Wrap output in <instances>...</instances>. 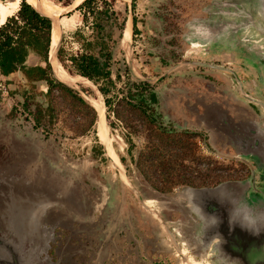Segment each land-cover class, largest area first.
I'll use <instances>...</instances> for the list:
<instances>
[{
  "label": "flooded vegetation",
  "instance_id": "obj_1",
  "mask_svg": "<svg viewBox=\"0 0 264 264\" xmlns=\"http://www.w3.org/2000/svg\"><path fill=\"white\" fill-rule=\"evenodd\" d=\"M128 1L125 18L108 0H94L82 12L85 31L79 52L107 64L108 77L95 83L71 69L90 90L94 87L107 111L119 93L123 105L137 110L160 131L200 130L211 137L209 147L219 151L225 146L223 152L228 149L226 138L197 123L196 114L203 111L200 100L216 103L236 122L256 121L264 128L261 110L242 99L238 90L240 81L247 93L255 95L251 70L243 67L245 54L209 52L186 41L193 42L190 27L209 17L206 9L213 0H160L147 15L136 12L138 0ZM128 39L130 57L122 49ZM137 42L147 55L143 67L162 71L159 76L148 77L144 71L143 79L135 75ZM118 48L124 53L119 60ZM16 76L0 77L4 85L17 86L7 95L18 94L23 109L34 106L37 119L49 112L45 94L55 85L28 84L20 74ZM260 94L264 98L263 90ZM36 130L23 125L14 108L7 110L0 103V173L27 182L59 180L66 195L65 202L48 207L43 221L39 213L34 221L37 229L23 236L30 242L26 249L39 242L36 264H204L202 253L189 249L193 230L179 223L181 214L166 205L177 192L159 188L141 174L130 146L111 157L99 140L98 148H78ZM229 153L233 155L231 149ZM239 163L247 167L249 176L251 164Z\"/></svg>",
  "mask_w": 264,
  "mask_h": 264
},
{
  "label": "water",
  "instance_id": "obj_2",
  "mask_svg": "<svg viewBox=\"0 0 264 264\" xmlns=\"http://www.w3.org/2000/svg\"><path fill=\"white\" fill-rule=\"evenodd\" d=\"M34 8L52 26L57 24L58 40L48 59L53 78L92 106L106 141L109 135L104 108L102 120L99 105H92L94 98L81 87L59 78L54 70L63 40L62 16L43 13L40 4ZM206 12L207 19L190 27L194 43L189 38L186 41L209 52L224 49L245 54L243 67L252 72L250 81L255 95L247 93L240 81L238 90L242 99L261 110L260 120H264V98L260 97L264 91V0H213ZM200 102L203 111L196 114L197 123L223 135L228 146L226 155L231 149L237 160L251 164L252 169L249 177L242 180H227L210 187L184 186L166 205L181 214L179 223L193 230L189 233V249L202 253L204 264H264V128L256 121L236 122L216 103ZM63 188L59 180L27 182L0 173V264L37 263L39 242L33 243L36 248L26 249L30 242L23 236L37 229L34 221L39 213L43 221L50 205L65 202Z\"/></svg>",
  "mask_w": 264,
  "mask_h": 264
},
{
  "label": "rangeland",
  "instance_id": "obj_3",
  "mask_svg": "<svg viewBox=\"0 0 264 264\" xmlns=\"http://www.w3.org/2000/svg\"><path fill=\"white\" fill-rule=\"evenodd\" d=\"M43 1L49 2L54 7L56 17L62 16L60 24L63 29L62 48L64 59H68L72 54L79 53L80 45L78 41L82 40L85 28L82 22V12L76 9L83 0H72L64 3ZM108 1L114 5V8L121 15L120 17L125 18L129 1ZM159 1L138 0L136 12L139 15H147ZM19 2L21 0H0V25L4 22L6 16L16 9ZM76 32H79L78 35L80 36L77 37ZM130 43L131 41L128 39L122 46L129 57L131 47L129 48L127 45H130ZM122 52L119 48L117 49L116 59L119 60L121 54L124 55ZM133 57L136 59L135 75H138L140 79L144 78V72L149 73L148 77H157L161 74L162 71L151 70V73L143 67L147 55H145V49L139 42L135 44ZM28 62L35 64L37 60L31 55ZM66 63L69 65V62ZM54 70L58 76L60 73L67 79L76 78L71 69H64L58 60L54 63ZM233 79L237 81V77L234 75ZM73 84L90 93L91 97L96 98V95H98H94L96 92L94 87H91L90 90L83 80H80V83ZM3 86L5 87L3 88ZM15 90H17L15 84L4 85L3 80L0 78V103L7 110L14 108L19 121L28 128L33 126L37 129L35 131L37 134H47L51 138L58 137L60 141L70 143L78 148L87 146L90 149L95 145L98 148V140L104 145L98 138L96 131L97 121L94 109L79 94L73 91V93H70L67 91L68 89L61 85L53 86L50 92L45 94V103H47L50 110L37 119L35 118L36 110L34 106L23 109L21 106L22 99L18 94L7 95V91L15 93ZM43 90H45L44 86ZM97 99L102 103L101 98L97 97ZM112 105L108 111L103 105L105 114L112 117L107 119V125H110V128L108 126V141L111 142V149L106 150L107 154L112 157L119 153V148L126 149L127 145L130 146V149L136 155L138 171L153 185L178 192L184 186L210 187L223 181L242 180L249 177L247 167L239 163L241 161L237 160L234 155H230V153L226 155V151L223 152L225 147L222 146L219 151L209 147L207 140H211V137L204 136L206 135L204 132L184 127L172 132L160 131L156 126L150 125L137 110L123 105V102L119 101V93L114 95Z\"/></svg>",
  "mask_w": 264,
  "mask_h": 264
},
{
  "label": "trees",
  "instance_id": "obj_4",
  "mask_svg": "<svg viewBox=\"0 0 264 264\" xmlns=\"http://www.w3.org/2000/svg\"><path fill=\"white\" fill-rule=\"evenodd\" d=\"M49 1L64 3L72 0ZM92 1L94 0H84L76 10L83 12L84 8H88ZM82 14L84 15V13ZM5 20V23L3 22L4 24L0 25V77L16 79V75L20 74L28 84L45 81L49 86H60L52 76L48 60L51 47L52 22L27 3L26 0H21L16 9L6 16ZM78 34L75 33L77 37L80 36ZM78 42L81 49L82 41ZM31 55L36 58L37 62L29 65L27 62ZM57 60L64 69H72L75 74L95 83L98 79L106 78L109 75L107 64L100 63L93 56L79 52L70 55L68 59H64L62 43ZM66 62H69V65ZM67 91L73 93L71 90ZM101 92L105 94L106 90L101 89ZM25 100H28L27 96Z\"/></svg>",
  "mask_w": 264,
  "mask_h": 264
},
{
  "label": "bare ground",
  "instance_id": "obj_5",
  "mask_svg": "<svg viewBox=\"0 0 264 264\" xmlns=\"http://www.w3.org/2000/svg\"><path fill=\"white\" fill-rule=\"evenodd\" d=\"M30 5L34 6V7H37L38 4H40L41 6V11H43V13L49 15V16H52V17H55V10H54V7L47 1H39L37 2L36 0H26ZM55 6V5H54ZM60 10V9H59ZM57 24L55 23L53 26H52V39H51V48H50V53L52 54L53 53V49L56 45V42H57V38H58V33H57ZM126 36H128V32L126 33ZM58 71L60 72V70L58 69ZM59 78L65 80V81H69L70 83H80V80H83L82 78H65L62 74L59 73ZM86 87V86H85ZM96 104L99 105V114L101 116V119L103 120L104 119V111H103V105L102 103L97 100L96 98H94V101H92V105L93 106H96ZM102 129V124L99 123V121H97V133H98V136L100 138V140L104 143V146L106 148V150H110L111 149V142L108 141V139H106L105 141V138H104V135L101 131Z\"/></svg>",
  "mask_w": 264,
  "mask_h": 264
}]
</instances>
